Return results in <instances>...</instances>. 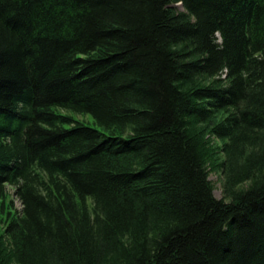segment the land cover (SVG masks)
Wrapping results in <instances>:
<instances>
[{"label":"trees","instance_id":"obj_1","mask_svg":"<svg viewBox=\"0 0 264 264\" xmlns=\"http://www.w3.org/2000/svg\"><path fill=\"white\" fill-rule=\"evenodd\" d=\"M0 264H264V0H0Z\"/></svg>","mask_w":264,"mask_h":264},{"label":"rangeland","instance_id":"obj_2","mask_svg":"<svg viewBox=\"0 0 264 264\" xmlns=\"http://www.w3.org/2000/svg\"><path fill=\"white\" fill-rule=\"evenodd\" d=\"M178 9L183 10L182 5H177ZM64 113L69 114L70 116L73 117L74 120L79 121V122H84L86 124L95 126V127H99V125L95 122L93 116L91 114H84V113H78L72 110H62ZM68 126H71L70 124H68ZM210 136V135H209ZM214 140L215 145L220 146L222 145V141L218 140L217 138L212 137ZM218 156L220 157V160L224 159V155L219 152ZM208 168L210 169V179L213 182L214 185V193L218 198H222L226 201H229L230 198L228 196V194L225 191V173L222 171V169L219 170H213L211 169V165L208 166ZM250 182H245L242 186H246L248 185ZM9 193H10V197L8 200H12L14 202V205L16 208H18L19 210L21 209V203L19 201V199L16 197V195L14 194V190L9 187ZM6 215L3 217V224L1 226V232L4 231L5 226L7 225V220H6Z\"/></svg>","mask_w":264,"mask_h":264},{"label":"water","instance_id":"obj_3","mask_svg":"<svg viewBox=\"0 0 264 264\" xmlns=\"http://www.w3.org/2000/svg\"><path fill=\"white\" fill-rule=\"evenodd\" d=\"M179 4H181V3H179Z\"/></svg>","mask_w":264,"mask_h":264}]
</instances>
